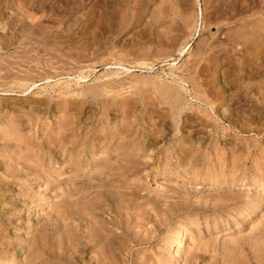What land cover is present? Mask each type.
Returning <instances> with one entry per match:
<instances>
[{
    "label": "rangeland",
    "instance_id": "obj_1",
    "mask_svg": "<svg viewBox=\"0 0 264 264\" xmlns=\"http://www.w3.org/2000/svg\"><path fill=\"white\" fill-rule=\"evenodd\" d=\"M0 264H264V0H0Z\"/></svg>",
    "mask_w": 264,
    "mask_h": 264
},
{
    "label": "bare ground",
    "instance_id": "obj_2",
    "mask_svg": "<svg viewBox=\"0 0 264 264\" xmlns=\"http://www.w3.org/2000/svg\"><path fill=\"white\" fill-rule=\"evenodd\" d=\"M198 27H199V23H198ZM182 238H183V235H180L178 239V244H181L183 242Z\"/></svg>",
    "mask_w": 264,
    "mask_h": 264
}]
</instances>
